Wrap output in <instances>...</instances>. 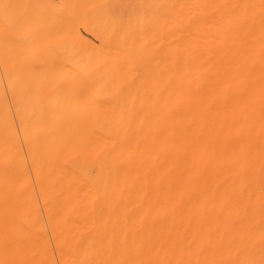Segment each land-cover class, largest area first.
Here are the masks:
<instances>
[{
	"label": "bare ground",
	"instance_id": "obj_1",
	"mask_svg": "<svg viewBox=\"0 0 264 264\" xmlns=\"http://www.w3.org/2000/svg\"><path fill=\"white\" fill-rule=\"evenodd\" d=\"M180 1L122 13L106 0H9L10 17L25 15L6 38L0 0V264L195 263L180 253L193 247L177 238L180 217L195 210L182 205L198 171L256 168L254 122L246 150L243 122L196 119L183 102Z\"/></svg>",
	"mask_w": 264,
	"mask_h": 264
},
{
	"label": "rangeland",
	"instance_id": "obj_2",
	"mask_svg": "<svg viewBox=\"0 0 264 264\" xmlns=\"http://www.w3.org/2000/svg\"><path fill=\"white\" fill-rule=\"evenodd\" d=\"M106 2L112 8H119L122 13L129 4L137 12L149 11L155 4V0ZM180 2L183 4H180V37H183L180 39V67L183 82L190 78L183 86V93L187 96V99L183 97V102L193 106L196 119L243 122L246 126V150L250 144L248 124L254 122L251 140L256 163V168H212L197 172L196 199L192 203H184L182 213L188 204L195 210L188 220L181 215L182 228L177 236L179 240L193 244V247L180 253L188 252L190 257L193 255V264H264V0ZM244 2L247 4L242 5ZM234 4L240 8H237L231 20L227 19V7ZM20 11L10 17L9 0H4L6 38L18 27L12 19L24 17L25 10ZM230 26L234 30L231 48L225 39ZM84 30L81 28L84 38L100 45L93 34ZM147 46L149 48L146 47L140 68L150 77L147 64L152 46ZM9 74L5 65L4 94L10 103L16 104L17 97L7 82ZM62 84L60 82L56 86ZM203 172L210 178L212 187L209 200L200 198L204 185L200 174ZM188 222L193 226L192 232L184 231L183 225ZM151 252L157 253L149 250ZM160 253L166 257L172 256L167 248Z\"/></svg>",
	"mask_w": 264,
	"mask_h": 264
}]
</instances>
